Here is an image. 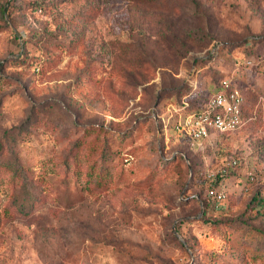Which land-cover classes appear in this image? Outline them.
Instances as JSON below:
<instances>
[{"label":"rangeland","instance_id":"obj_1","mask_svg":"<svg viewBox=\"0 0 264 264\" xmlns=\"http://www.w3.org/2000/svg\"><path fill=\"white\" fill-rule=\"evenodd\" d=\"M262 56L264 0H0V264H264ZM223 77L242 128L169 137Z\"/></svg>","mask_w":264,"mask_h":264},{"label":"built area","instance_id":"obj_2","mask_svg":"<svg viewBox=\"0 0 264 264\" xmlns=\"http://www.w3.org/2000/svg\"><path fill=\"white\" fill-rule=\"evenodd\" d=\"M244 63L252 64L250 60ZM243 102L244 98L236 84L226 78L215 92L206 96L205 102L198 108L178 110L171 104L166 105L165 117L162 119L165 132L169 137L188 138L194 146L200 148L214 137L232 134L242 127ZM235 167L237 162L233 160L229 163V168ZM207 196L217 206L225 200L223 188H210Z\"/></svg>","mask_w":264,"mask_h":264},{"label":"trees","instance_id":"obj_3","mask_svg":"<svg viewBox=\"0 0 264 264\" xmlns=\"http://www.w3.org/2000/svg\"><path fill=\"white\" fill-rule=\"evenodd\" d=\"M249 42L253 43V41H249ZM256 56H257L256 58L259 59L258 55H256ZM260 60L262 61V63H264V56H262L260 58ZM224 79H226V77H223V78H220L219 80H217L216 83L211 88V90L209 91V93L215 92L218 89V87L220 86V83ZM236 88L239 89L240 93L242 94L240 88L237 86H236ZM263 95H264V90H263ZM242 96H243V94H242ZM243 98H244V96H243ZM244 106H245V98H244V102L242 105L243 125L246 123V120L244 117ZM196 108H198V107H196ZM192 109H195V108L189 107V108H185L183 110H192ZM161 128H162V126H161ZM241 128H239V129H241ZM163 129H164V126H163ZM94 152H95L94 148H88V144L86 142H84V143L82 142L80 147L77 148V150L73 154V157L71 158L73 170L76 172H80L81 167L86 166V168H87L86 170H88L86 173L88 176V179L86 181V187L88 189L89 188L90 189L91 188L105 189L108 187V182L112 176V173L109 170L108 166L104 165V162H103V157L105 155L104 150H102L99 154L98 153L95 154ZM235 169H236V167L233 168V170H235ZM224 175L223 174L219 175L220 180L217 183H220L221 181H223V179L225 177ZM214 189L219 190L221 188H214ZM208 199L211 201V203H213L215 205V202L210 197H208ZM256 199H257V197H255L254 200H256ZM260 204H261V207L263 208V211H264V199L260 200Z\"/></svg>","mask_w":264,"mask_h":264},{"label":"crops","instance_id":"obj_4","mask_svg":"<svg viewBox=\"0 0 264 264\" xmlns=\"http://www.w3.org/2000/svg\"><path fill=\"white\" fill-rule=\"evenodd\" d=\"M209 94V93H208Z\"/></svg>","mask_w":264,"mask_h":264}]
</instances>
